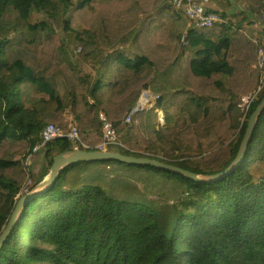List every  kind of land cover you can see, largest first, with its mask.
Wrapping results in <instances>:
<instances>
[{
  "label": "trees",
  "instance_id": "1",
  "mask_svg": "<svg viewBox=\"0 0 264 264\" xmlns=\"http://www.w3.org/2000/svg\"><path fill=\"white\" fill-rule=\"evenodd\" d=\"M214 1L221 21L198 29L171 0H0V234L53 157L85 149L58 137L26 166L48 124L76 126L95 150L103 115L122 144L106 151L225 170L264 97L242 122L229 114L259 81L264 0H235L243 11ZM148 85L153 105L125 123ZM0 264H264V109L241 161L215 180L115 160L66 166L24 203Z\"/></svg>",
  "mask_w": 264,
  "mask_h": 264
},
{
  "label": "water",
  "instance_id": "2",
  "mask_svg": "<svg viewBox=\"0 0 264 264\" xmlns=\"http://www.w3.org/2000/svg\"><path fill=\"white\" fill-rule=\"evenodd\" d=\"M147 91L149 92V96L151 98L150 102L148 104H145L143 107H140L144 94ZM154 99H155L154 94H152L149 90H144L138 99V103L136 107L133 108L132 114H135L139 110L147 109V107H150ZM263 109H264V97L259 101V103L256 105V107L254 108V110L252 111V113L247 119L244 134L240 140L239 147L235 155V158L221 173L198 174V173L186 170V169H182L178 166H174V165L162 162L160 160H156V159H152L148 157L130 156V155H125L122 153L114 152V151L74 149V150L63 151V152L56 154L52 159V164L50 166L48 175L44 178V180L40 184L35 186L26 195L19 198V200L17 201L6 227L3 229V231L0 234V246L3 243L5 236L10 232L11 227L13 226L14 222L18 218V215L24 203L27 201V199L31 195H36L39 192L45 191V189H47L50 185L54 184V182L59 177L62 169H64L66 166L72 163H75V162L115 160V161H118L120 163H125V164H133V165H138V166H152V167L160 168L162 170H166L174 174L181 175L184 178L190 179L193 181L215 180L216 178L228 173L232 168H234L241 161L246 151L247 145L250 141L252 131Z\"/></svg>",
  "mask_w": 264,
  "mask_h": 264
},
{
  "label": "built area",
  "instance_id": "3",
  "mask_svg": "<svg viewBox=\"0 0 264 264\" xmlns=\"http://www.w3.org/2000/svg\"><path fill=\"white\" fill-rule=\"evenodd\" d=\"M212 0H171V5L175 9H179L183 12L184 17L192 22L198 29L210 28L216 22L221 21L220 13L213 10L211 7ZM264 27V26H263ZM108 53H113V49L107 50ZM257 64L260 71V77L257 86L252 89L247 95L243 97L241 104V110L243 116L246 115L251 103L258 98L264 89V40L261 42L257 49ZM144 99V98H143ZM150 96L147 98V104L150 102ZM143 107V106H140ZM133 110L125 118V123H130ZM100 119L104 121L102 127V139L100 143L95 146V150L106 151L110 146H122L118 139L116 129L108 122L105 121L103 115H100ZM58 137H65L66 139L74 142L75 144H81L85 149V145L80 141L78 130L76 126H72L69 131L63 133L62 130L54 125H46L40 133V140L32 147L31 153L25 157V165H29L31 155L40 151L46 142Z\"/></svg>",
  "mask_w": 264,
  "mask_h": 264
},
{
  "label": "rangeland",
  "instance_id": "4",
  "mask_svg": "<svg viewBox=\"0 0 264 264\" xmlns=\"http://www.w3.org/2000/svg\"><path fill=\"white\" fill-rule=\"evenodd\" d=\"M231 3L233 4V9H231V10H235V11H243V10L245 9L242 5H240V4H238L237 2H235V0H232ZM211 6H212V8H214L213 10L219 12L220 7L218 6V4H217L214 0H212V2H211ZM247 14H249V13H247ZM250 17H251V16H250ZM248 20L252 22L250 25H248L250 28H253V27L256 28V27H257V26H256V23H258L257 25H259V23H260V22L255 21L253 18H248ZM61 23H62L61 18H58V19L54 22V24H53L54 29L57 30V31H60V29H61ZM263 26H264V16L261 18V24H260V27H261V28H264ZM263 40H264V38L262 39L261 42H263ZM260 44H261V43H260ZM106 54H108L107 51H106ZM74 59H75V55H72V58L65 56V60H66L67 62H69V63H73V62H74ZM96 75H97V74H95L94 76H96ZM144 90H149L152 94L155 95V99H156V93L151 89V87H150L149 85H148ZM144 90H143V91H144ZM143 91H142V92H143ZM243 97H244V96H242V97L240 98V100H239V104H238V107H237L238 110H231V111L229 112V114L232 115V116H234V115H238V113L240 112L241 114H239L238 117H237V120H238L239 122H242V121L244 120V118H245V117L243 116V113H242V110H241V104H242V102H243ZM143 98H144V97H143ZM155 99H154V101H155ZM154 101L152 102V105H153ZM88 102L92 104V101H91V100H89ZM152 105H151V106H152ZM151 106H150V107H151ZM150 107H147V109H149ZM159 116H160V117L162 116L161 112H159ZM107 149H108V148H107ZM36 153H37V152H36ZM36 153H35V154H36ZM139 186L142 187V186H143V183L140 182V183H139Z\"/></svg>",
  "mask_w": 264,
  "mask_h": 264
},
{
  "label": "bare ground",
  "instance_id": "5",
  "mask_svg": "<svg viewBox=\"0 0 264 264\" xmlns=\"http://www.w3.org/2000/svg\"><path fill=\"white\" fill-rule=\"evenodd\" d=\"M149 97V92L147 91L144 94V99L142 100V103L140 104V106H144L145 104H147V98Z\"/></svg>",
  "mask_w": 264,
  "mask_h": 264
},
{
  "label": "crops",
  "instance_id": "6",
  "mask_svg": "<svg viewBox=\"0 0 264 264\" xmlns=\"http://www.w3.org/2000/svg\"><path fill=\"white\" fill-rule=\"evenodd\" d=\"M230 2H232V0H229ZM212 7V6H211ZM214 9V8H213ZM233 9V8H232Z\"/></svg>",
  "mask_w": 264,
  "mask_h": 264
}]
</instances>
